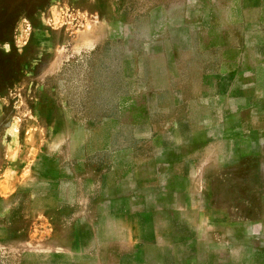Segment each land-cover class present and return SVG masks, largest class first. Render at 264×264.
I'll use <instances>...</instances> for the list:
<instances>
[{
  "label": "rangeland",
  "instance_id": "1",
  "mask_svg": "<svg viewBox=\"0 0 264 264\" xmlns=\"http://www.w3.org/2000/svg\"><path fill=\"white\" fill-rule=\"evenodd\" d=\"M247 100L264 118V0H0V264H111L105 193L139 184L187 190L156 230L183 264H264V165L198 172V115L243 128Z\"/></svg>",
  "mask_w": 264,
  "mask_h": 264
},
{
  "label": "crops",
  "instance_id": "2",
  "mask_svg": "<svg viewBox=\"0 0 264 264\" xmlns=\"http://www.w3.org/2000/svg\"><path fill=\"white\" fill-rule=\"evenodd\" d=\"M247 102L248 104L239 108L243 115L240 116L243 128H239L241 124L239 122L238 126L231 130L224 128L221 132H216L213 114L198 115V172L200 168L202 171L210 165L212 170L220 171L221 174L225 166L234 160L237 150L238 164L252 163L258 167L264 165V118L260 115L259 119L252 117L251 121L249 113L244 112L251 110V102L248 100ZM252 123L258 124L257 127ZM228 156L232 158L231 161L226 158ZM151 178L155 182L158 176ZM222 180L225 181L224 178ZM139 186L140 184L138 187L135 185L129 191L111 190L105 193V199L109 203L107 213L121 221V228L127 231L116 234L115 236L120 234V238H115L100 247L99 261L103 260L111 264H183L171 253L173 239L168 243L158 241L156 230L159 224L168 230L177 227L176 222L171 219L186 212L187 190L182 191L178 206H174L169 200L167 201V195L161 199L158 197L155 201L154 191H144ZM218 187L227 188L226 201L235 200L236 193L229 192L231 186ZM156 204L161 206L157 207ZM218 206L219 202L216 201L214 191L201 193L198 189V215L218 213ZM160 214L167 215L168 222L156 221L155 215Z\"/></svg>",
  "mask_w": 264,
  "mask_h": 264
}]
</instances>
